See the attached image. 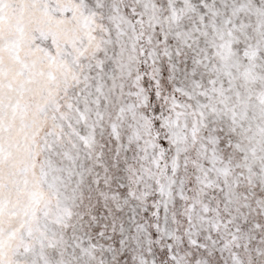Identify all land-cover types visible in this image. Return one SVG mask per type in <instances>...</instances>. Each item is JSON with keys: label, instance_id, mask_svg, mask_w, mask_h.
I'll return each instance as SVG.
<instances>
[{"label": "snow or ice", "instance_id": "1", "mask_svg": "<svg viewBox=\"0 0 264 264\" xmlns=\"http://www.w3.org/2000/svg\"><path fill=\"white\" fill-rule=\"evenodd\" d=\"M0 264H264V0H0Z\"/></svg>", "mask_w": 264, "mask_h": 264}]
</instances>
